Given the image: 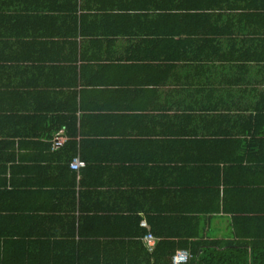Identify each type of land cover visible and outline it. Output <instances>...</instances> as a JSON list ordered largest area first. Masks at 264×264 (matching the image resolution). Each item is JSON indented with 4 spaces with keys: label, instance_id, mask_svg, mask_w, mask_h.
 I'll use <instances>...</instances> for the list:
<instances>
[{
    "label": "crops",
    "instance_id": "obj_1",
    "mask_svg": "<svg viewBox=\"0 0 264 264\" xmlns=\"http://www.w3.org/2000/svg\"><path fill=\"white\" fill-rule=\"evenodd\" d=\"M263 5L0 0V238H12L11 256L30 236L69 239L80 217L97 241L147 229L161 237L151 249L232 237L223 202L257 207L264 174L247 154L264 143ZM180 23L187 36L167 40Z\"/></svg>",
    "mask_w": 264,
    "mask_h": 264
},
{
    "label": "trees",
    "instance_id": "obj_2",
    "mask_svg": "<svg viewBox=\"0 0 264 264\" xmlns=\"http://www.w3.org/2000/svg\"><path fill=\"white\" fill-rule=\"evenodd\" d=\"M161 16H172L180 21L183 19L178 14L171 13ZM167 34L170 35L167 40L178 41L182 38L176 36H187L186 26L181 23L172 26ZM174 37L176 39H173ZM260 39L263 38L260 37ZM259 45L262 47L264 44ZM257 59L264 62V47L260 52L258 51ZM247 154L248 158L254 159L260 169L264 170L263 141L257 148H253V144H250V153ZM258 177L260 186L257 189H260V197L256 202L257 207L237 209L232 208L236 205L230 206L228 200L223 202V210L232 214V224L235 225L232 237L229 239L203 238L192 243L191 247L189 246L190 259L180 264H264V256L260 254H264V248L262 249L264 244L261 242L264 239V174ZM4 218L7 219L6 216H0V223ZM73 218L75 224L77 218ZM77 220L79 221L76 232L74 231L69 239L55 238L54 241H46L30 236L28 241L20 240L25 243L20 259L11 256L7 250L8 244L11 243L9 240L12 238H0V264H173V254L179 247L186 246L175 245L170 239L164 237L163 242L158 241L151 249V244L141 241L147 229L140 230L137 234L140 238L133 237L134 239H127L121 243L110 239L97 241L89 239L82 232L80 228L83 224L82 217ZM138 224L139 220H136L135 226ZM254 225L258 226L260 232L256 233V228H251V226L255 227ZM157 238L161 237L157 236ZM157 238L155 237V241ZM200 251L201 254L198 255ZM250 252L252 255H249Z\"/></svg>",
    "mask_w": 264,
    "mask_h": 264
},
{
    "label": "built area",
    "instance_id": "obj_3",
    "mask_svg": "<svg viewBox=\"0 0 264 264\" xmlns=\"http://www.w3.org/2000/svg\"><path fill=\"white\" fill-rule=\"evenodd\" d=\"M62 141L61 137H59L57 140H55V144L58 145ZM86 165V162L84 159L80 157V155H75L71 161H70V167L75 170H79L81 167H84ZM143 225H146V222H142ZM145 241L149 244H152L155 240L154 235L151 232H148L145 237ZM191 254L184 249L177 250L173 256H172V261L174 264H180L187 262L190 258Z\"/></svg>",
    "mask_w": 264,
    "mask_h": 264
},
{
    "label": "clouds",
    "instance_id": "obj_4",
    "mask_svg": "<svg viewBox=\"0 0 264 264\" xmlns=\"http://www.w3.org/2000/svg\"><path fill=\"white\" fill-rule=\"evenodd\" d=\"M180 250V249H179ZM184 250H186V249H184ZM188 251V250H187ZM189 252V251H188ZM190 253V252H189ZM191 257V256H190ZM190 259V258H189ZM173 262V261H172ZM184 263H186V262H184ZM174 264V263H173Z\"/></svg>",
    "mask_w": 264,
    "mask_h": 264
}]
</instances>
